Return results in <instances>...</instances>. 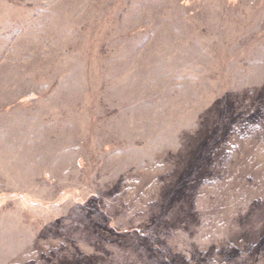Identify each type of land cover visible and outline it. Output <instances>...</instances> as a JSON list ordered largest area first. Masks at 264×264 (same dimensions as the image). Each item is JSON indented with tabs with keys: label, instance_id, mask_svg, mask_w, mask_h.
<instances>
[{
	"label": "rangeland",
	"instance_id": "374dc122",
	"mask_svg": "<svg viewBox=\"0 0 264 264\" xmlns=\"http://www.w3.org/2000/svg\"><path fill=\"white\" fill-rule=\"evenodd\" d=\"M0 264H264V0H0Z\"/></svg>",
	"mask_w": 264,
	"mask_h": 264
}]
</instances>
